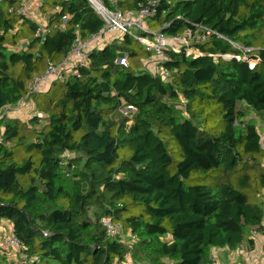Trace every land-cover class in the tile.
Masks as SVG:
<instances>
[{"label": "trees", "instance_id": "16d2710c", "mask_svg": "<svg viewBox=\"0 0 264 264\" xmlns=\"http://www.w3.org/2000/svg\"><path fill=\"white\" fill-rule=\"evenodd\" d=\"M41 1L45 34L18 0H0V115L35 104L27 121L0 122V222L32 260L20 264H216L214 249H254V233L264 236V136L250 118L264 121V0H159L150 33L206 35L191 47L198 56L167 51L166 78L123 36L91 51L79 77L34 93L35 76L104 27L88 0ZM102 1L122 12L145 3ZM104 218L121 227L116 239Z\"/></svg>", "mask_w": 264, "mask_h": 264}, {"label": "built area", "instance_id": "2783aa9c", "mask_svg": "<svg viewBox=\"0 0 264 264\" xmlns=\"http://www.w3.org/2000/svg\"><path fill=\"white\" fill-rule=\"evenodd\" d=\"M88 1L104 22L103 29L89 40H77L72 46L70 55L60 66L56 67L49 63L47 73L43 76H35L30 84L29 87L34 93L44 92L53 79L64 82L70 76L75 75L79 77L78 69L89 65V53L93 50L104 49L108 44L112 43L116 37H133L143 48L153 55V58L148 62L146 68L152 74H160L166 78H168V74L163 72L160 63L165 61V53L167 51L180 52L186 50L188 56L193 55L196 57L200 53L191 48L192 45L207 39L206 35L202 36L198 34V32L193 33L192 31H187L183 36L172 37H167L158 31L151 34L146 23L156 13L159 0H145V3L141 5L140 9L126 12L112 10L102 0ZM109 1L115 3L117 0ZM18 2L19 14L27 20L41 24L38 34H45L47 31L46 24L40 22L42 1L18 0ZM202 31L204 32L205 30ZM253 64L255 63L253 62ZM22 102H24V100L21 101L18 106L21 105ZM18 106H16V108ZM11 110H13L12 107L4 109L3 113L0 115V122L4 117H8ZM1 131L2 127L0 125V132ZM101 224L111 238L116 239L118 235L121 234V227L116 225L111 219L104 218ZM256 235L257 234L254 233V236ZM44 236L47 237L48 235L44 234ZM131 247L130 245V248ZM0 250L14 257L15 264L32 261L26 253H24L23 244L14 233H11L1 241Z\"/></svg>", "mask_w": 264, "mask_h": 264}, {"label": "crops", "instance_id": "0c3cea01", "mask_svg": "<svg viewBox=\"0 0 264 264\" xmlns=\"http://www.w3.org/2000/svg\"><path fill=\"white\" fill-rule=\"evenodd\" d=\"M46 18H44L45 20ZM43 20V19H42ZM118 38V37H116ZM121 38V37H120ZM50 83L48 84V86ZM48 88V87H47ZM46 88V89H47ZM35 111V104L32 99H26L17 108L10 111L8 117L19 119L21 121H27ZM264 202V199H263ZM13 233V225L8 221L0 222V243L1 241ZM255 248L248 247L247 244L241 246L236 251H229L227 249H214L213 258L216 264H257V261H252V254L257 250V246L260 245V249L264 248V236L257 234L254 236ZM264 255V252H263ZM0 264H15L14 257L1 252L0 250Z\"/></svg>", "mask_w": 264, "mask_h": 264}, {"label": "rangeland", "instance_id": "374dc122", "mask_svg": "<svg viewBox=\"0 0 264 264\" xmlns=\"http://www.w3.org/2000/svg\"><path fill=\"white\" fill-rule=\"evenodd\" d=\"M46 21H47L46 19L45 20L40 19V22L43 24H46ZM118 38H120V37H118ZM15 108L16 107H12V109H15ZM250 118H252L255 121L260 133L262 134V136H264V121L260 117H257L256 114H254L252 111H251ZM221 122L222 121H220L219 118H215V117L213 118L212 117L211 121L208 125V128L210 129L211 127L216 126V127H218L217 131L221 132L224 128L223 125H222V127L220 126ZM173 155H174L176 162H179L182 159L181 154H180V150H179L177 144H174ZM173 170H175V165L173 167ZM187 184L189 186L209 185L206 180H200L199 177H191V179L187 181ZM124 237H125V240L128 244L133 245L132 244V242H133L132 238H130V237L128 238V235H126V234H124ZM251 256H252V261H257L256 262L257 264H264V255H263L262 249H260V245L257 246V250Z\"/></svg>", "mask_w": 264, "mask_h": 264}]
</instances>
